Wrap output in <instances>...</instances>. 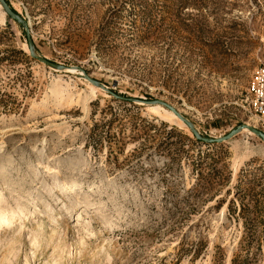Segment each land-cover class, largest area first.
Segmentation results:
<instances>
[{
    "label": "rangeland",
    "instance_id": "obj_1",
    "mask_svg": "<svg viewBox=\"0 0 264 264\" xmlns=\"http://www.w3.org/2000/svg\"><path fill=\"white\" fill-rule=\"evenodd\" d=\"M7 1L67 69L0 11V264H264V141L81 71L257 127L264 0Z\"/></svg>",
    "mask_w": 264,
    "mask_h": 264
},
{
    "label": "water",
    "instance_id": "obj_2",
    "mask_svg": "<svg viewBox=\"0 0 264 264\" xmlns=\"http://www.w3.org/2000/svg\"><path fill=\"white\" fill-rule=\"evenodd\" d=\"M0 3H1L3 9L5 10V12L7 13V15L9 16V18L14 19L18 23L24 25L25 31L27 34L28 47H29L30 55L32 57H34L35 59H38L39 61H41V62H43V63H45L51 67H54V68L66 67L64 64L53 62V61L47 59L46 57L36 53L35 43H34V40L32 38L28 22L18 12H16L13 9V7L10 5V3L7 0H0ZM72 67H74L76 69H80L78 66H72ZM81 71L83 72L82 73L83 76L86 79H88L90 82H92L93 84H95L97 86H100V87L106 89L107 91L112 93L116 98H119L123 101H128V102L143 101V102H146V103L152 104V105H163V106H165L169 110L173 111L178 116V118H180L184 123H186V125H188L190 127V129L192 130L193 134L196 136L197 139H200L206 143H222L224 141L230 140L235 135H237L238 133H240L242 130H245V129H248L252 133L256 134L257 136H259L264 141V131L261 130L260 128L256 127V126L249 124V123H243L242 125H239L236 128H233L226 135L216 136V137L202 136L200 134V132L196 129L194 123L192 121H190L187 117H185L174 105L170 104L169 102H167L163 99H159V98H154V99H149V100H140V99H137L134 97H125L122 95H118V94L112 92L105 84H103L99 80L91 77L89 74H86L83 70H81Z\"/></svg>",
    "mask_w": 264,
    "mask_h": 264
},
{
    "label": "built area",
    "instance_id": "obj_3",
    "mask_svg": "<svg viewBox=\"0 0 264 264\" xmlns=\"http://www.w3.org/2000/svg\"><path fill=\"white\" fill-rule=\"evenodd\" d=\"M246 101L257 117V127L264 131V63L257 69L248 86Z\"/></svg>",
    "mask_w": 264,
    "mask_h": 264
},
{
    "label": "bare ground",
    "instance_id": "obj_4",
    "mask_svg": "<svg viewBox=\"0 0 264 264\" xmlns=\"http://www.w3.org/2000/svg\"><path fill=\"white\" fill-rule=\"evenodd\" d=\"M2 7V5H1V3H0V11H1V18L3 19V20H5L6 19V12H4L5 10L3 9V7ZM4 11H3V10ZM62 69H67V68H63V67H61ZM71 68V67H70ZM72 68H74V67H72ZM75 69V68H74ZM57 71H60V70H57ZM98 87V86H97ZM96 89V85H95V87H93V90H95ZM173 112V111H172ZM174 113V112H173ZM177 121L180 123V124H184V122L183 121H181L180 120V118L178 119L177 118ZM246 130V129H245ZM248 131V130H247ZM251 132V131H250ZM48 167V166H47ZM50 170V169H49ZM51 171V170H50ZM53 172V171H52ZM75 185L76 184H73V185H61V187H62V189L65 191V193H67V192H69V191H71V190H73V188L75 187ZM71 255H73L71 252H69V253H66L65 254V259H66V257H68V256H71ZM68 262V261H67Z\"/></svg>",
    "mask_w": 264,
    "mask_h": 264
},
{
    "label": "trees",
    "instance_id": "obj_5",
    "mask_svg": "<svg viewBox=\"0 0 264 264\" xmlns=\"http://www.w3.org/2000/svg\"><path fill=\"white\" fill-rule=\"evenodd\" d=\"M209 144V143H208Z\"/></svg>",
    "mask_w": 264,
    "mask_h": 264
}]
</instances>
